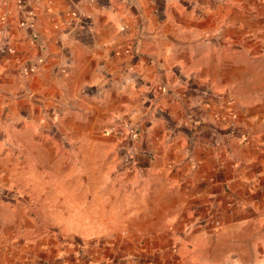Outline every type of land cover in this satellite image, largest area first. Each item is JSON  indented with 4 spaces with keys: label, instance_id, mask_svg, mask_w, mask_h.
<instances>
[{
    "label": "crops",
    "instance_id": "crops-1",
    "mask_svg": "<svg viewBox=\"0 0 264 264\" xmlns=\"http://www.w3.org/2000/svg\"><path fill=\"white\" fill-rule=\"evenodd\" d=\"M49 1L52 7L64 12L77 10V20L67 24L61 16L62 29L49 28L45 37L31 35L30 40L37 50L35 55L44 57V63L35 74L20 79L22 91L28 83L29 96L21 94L19 100L32 107L37 102L69 106L62 123L69 134L75 138L87 136L88 140H79L98 150L100 159L104 150L113 153H109L112 158L105 154L103 160L85 163L97 167L105 162L111 168L112 165L117 168L120 163L114 145L111 149H101L97 144L101 141L97 134L98 124L107 119L122 121L127 109L129 111L124 114L131 116L133 124L137 119L133 107L136 103L142 104L148 112L144 117H138L144 122L137 128L140 132H136V127L132 130L130 152L134 155L128 160L130 172L112 174L109 192L103 191L100 195L101 207L93 211V232L100 238L103 233H115V237L110 236V242L122 238L132 242L135 237L144 244L158 242L160 245L164 241V247L173 244L174 253L179 255L189 249L194 263L198 262L199 253L210 258L219 249V255L224 256L229 253L224 245L244 241L248 233L252 238L259 197L251 192L259 171L250 168L259 166L260 155L256 149L260 145L244 146L236 140L230 141L228 136L224 139L225 130L219 136L214 135L201 115L191 109L182 111L183 99L188 106H193L194 99L182 97L181 91L176 90L173 95H167V87L175 82L170 79V71H182L189 66L182 59L181 50L185 47L174 34L152 29L150 25L190 20L188 16L193 14V9L191 5L185 6L187 0ZM225 4L237 7L233 0H226ZM202 17L194 20L195 33L202 30V24L212 21L209 15ZM224 51L245 52L242 48L216 50L218 54ZM32 65L30 63L29 67ZM188 69L192 70V67ZM57 71L62 73L60 77L55 75ZM67 83H72L68 89ZM71 87L72 95L68 93ZM169 101L175 105L172 111L168 108ZM35 108L15 115V123L11 126L15 140L12 156L6 144L0 143V194L10 191L8 195H0V212H15V217L20 219L25 217V207L18 206L16 195H10L11 192H25L29 200L35 198L42 202V197L48 199L49 195H38L39 189L45 193L53 189L57 146L53 139H47L42 136V130L39 131ZM205 120H208L207 113ZM245 120L250 135L264 134V131L256 132L251 128L252 119L247 117ZM231 151L241 165L238 174H230ZM96 185L102 189L101 183L94 182V190ZM86 188L84 179L79 192L85 193ZM105 195L110 196L103 208ZM83 197L84 194L78 207H69L67 201L61 203L62 214L67 217L63 230L76 231L74 235L78 237L73 238L78 239L84 236L82 232L90 230L85 223L87 213ZM120 197L127 200L125 209H119ZM42 207L48 216L53 215L55 205L39 203L27 213L29 218L25 222L28 223H13V229L22 232L19 238L22 251L15 257L14 253L8 252L9 247L0 246V257L10 254L16 258L14 263L8 264L42 262L33 249H42L46 243H42V239L32 241L30 236L41 226L34 222V216ZM74 214L80 216L77 229H71L69 223V216ZM215 221L217 228H214ZM4 228L7 225H0V229ZM122 231L125 235L118 234ZM143 232L152 234L145 239L141 235ZM49 247L46 246L45 251L39 249V255L48 252ZM70 260L78 261L79 258L70 257Z\"/></svg>",
    "mask_w": 264,
    "mask_h": 264
},
{
    "label": "rangeland",
    "instance_id": "rangeland-1",
    "mask_svg": "<svg viewBox=\"0 0 264 264\" xmlns=\"http://www.w3.org/2000/svg\"><path fill=\"white\" fill-rule=\"evenodd\" d=\"M207 1V5L206 0L185 1L187 4L185 6L191 5L193 9V14L188 16L190 20L176 24H151L150 27L180 38L185 47L181 50L182 59L189 64L188 68L192 67V70L187 68L182 71H170V79H175V82L167 87V95L170 96L176 90V92L181 91L182 97L190 96L194 99L193 106L184 104L183 99L182 111L191 109L199 116L201 115L206 127L211 128L214 135L219 136L225 130L224 133L227 135H224V139L228 136L230 141L236 140L241 145H260L261 147L255 148L260 155V162L257 163L259 166L256 169L250 168L251 171H259L256 174L255 188L251 192L252 195L259 197L256 204L258 209L255 212L253 237L250 238L248 233L244 241L224 245V249L229 251L224 256L219 255V249L210 258H206L205 253H199L196 258L198 262L194 263L195 258L192 256L191 259L189 249L183 250L180 256L177 252L174 253L173 244L164 247L163 245L166 244L164 241L160 245L158 242L144 244L143 241H136L137 237L134 238L133 233L132 242L126 241L125 238L110 242L112 240L110 236L115 237V233H103L106 237L102 235L103 237L100 238L98 233L93 232V211L101 207L100 195L103 191L109 192L112 174L130 172L128 160L133 154L130 152L132 130L143 126L144 122L139 119L148 112L142 104L136 103L133 107H135L134 116L137 119L133 124L131 116L124 114L129 111L128 109L123 112L124 116L120 122L107 119L99 123L97 134L101 141L97 144L102 147L101 149L105 147L111 149L115 146L117 154L115 156L120 163L117 168L113 165L111 168L110 164L102 161L103 164L99 163L98 167L91 164L85 165L87 161L100 159L99 151H95L91 146L88 147L86 143L82 144L88 140L87 136L75 138L62 125L64 114L67 113L65 110L69 106L63 107L56 102L53 104L37 102L35 106L37 108H35L28 102L19 100L21 94L29 96L28 83H25L26 88L22 91L20 79H27L44 63V57L38 58V55H35L37 50L30 40L31 35L35 33L45 37L49 28L62 29L61 16L65 17L68 24L74 19V21L77 20V10L70 9L64 12L62 9L52 7L49 0H0V143L6 144L12 156L15 140L11 126L15 123V115L35 108L39 117L37 121L39 131L42 130L40 131L42 136H46L47 139H53L57 146L53 189L48 193L40 189L38 192V195H49L48 199L42 197V202H39L40 200L36 201L35 198L29 200L25 192H11L10 195H16L15 201L18 206L25 207V217L20 219L18 216L15 217V212H0V225H7V228L0 229V246L9 247L8 252L14 253L15 257L16 254H21L22 245L19 238L22 232H19V229H13L15 225L13 223H24L29 218L27 213L33 211L34 204L48 202V205H55L53 215L48 216L43 207L38 209L34 222L41 226L30 234L32 241L42 239L41 242L47 244H44L42 249H33L37 251L38 258L42 261L40 264H264V134L250 135L246 131L249 129L245 120L247 117L252 119L249 125L254 131H264V0H233L237 2V7L226 5V0ZM202 15L211 16L212 21L202 24V30L195 33L194 20L203 18ZM50 17L53 20H50ZM227 48L229 50L242 48L245 52L240 54L227 51L220 54L216 52L217 49ZM30 63H33L31 68ZM60 74L62 73L55 72V75L59 77ZM72 83L66 84L67 89L72 86ZM211 84L214 86L212 87ZM72 91H74L73 87L68 90V93L72 95ZM168 104V108L172 111L175 105L173 106L171 101ZM206 113L208 120H205ZM110 151L104 150L100 160L104 159L105 154L112 158V155H109ZM229 159L230 174H238L241 165L232 151L229 153ZM67 169L68 172H66ZM84 179H86L87 188L85 193H81L79 188ZM94 182L101 183L102 189L100 190L96 185L94 190ZM8 192L10 191L0 195H8ZM83 194L87 213L85 223L90 230L82 232L81 235L84 236L78 239L73 238L78 237L74 235L76 231L68 233L63 230L62 226L67 217L62 214L64 209L62 210L61 203L67 201L69 207H78L82 204ZM109 196L105 195L106 198L102 202L103 208ZM120 198L119 209H125L127 200L125 197ZM78 219L80 216L76 214L69 216L71 229H77ZM213 224L214 228L218 227L217 221ZM118 234L125 235V232H118ZM149 234L152 232H143L141 235L147 239ZM46 246H51L47 249L48 252H42L39 255L38 250L45 251ZM5 255L0 257V264L16 261L13 255ZM70 257H78L79 260L69 261ZM212 258L213 261L210 262Z\"/></svg>",
    "mask_w": 264,
    "mask_h": 264
}]
</instances>
